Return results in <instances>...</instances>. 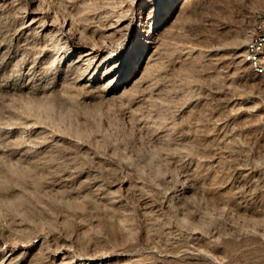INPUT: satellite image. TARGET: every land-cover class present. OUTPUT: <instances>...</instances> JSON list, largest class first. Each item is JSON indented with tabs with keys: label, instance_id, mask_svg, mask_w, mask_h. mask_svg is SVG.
I'll return each instance as SVG.
<instances>
[{
	"label": "rangeland",
	"instance_id": "374dc122",
	"mask_svg": "<svg viewBox=\"0 0 264 264\" xmlns=\"http://www.w3.org/2000/svg\"><path fill=\"white\" fill-rule=\"evenodd\" d=\"M264 0H0V264H264Z\"/></svg>",
	"mask_w": 264,
	"mask_h": 264
},
{
	"label": "bare ground",
	"instance_id": "6f19581e",
	"mask_svg": "<svg viewBox=\"0 0 264 264\" xmlns=\"http://www.w3.org/2000/svg\"><path fill=\"white\" fill-rule=\"evenodd\" d=\"M259 31H260V23L256 25V28L250 35L248 41L246 42L244 51L242 53V58L254 69V71L257 74L261 75L264 79V69L258 66V60L253 59L252 49H251L252 45H254L257 41V38L259 36Z\"/></svg>",
	"mask_w": 264,
	"mask_h": 264
},
{
	"label": "built area",
	"instance_id": "2783aa9c",
	"mask_svg": "<svg viewBox=\"0 0 264 264\" xmlns=\"http://www.w3.org/2000/svg\"><path fill=\"white\" fill-rule=\"evenodd\" d=\"M257 22H260V31L257 41L252 45V57L258 60V66L264 69V16H260Z\"/></svg>",
	"mask_w": 264,
	"mask_h": 264
}]
</instances>
